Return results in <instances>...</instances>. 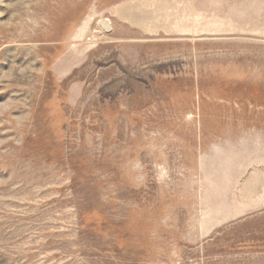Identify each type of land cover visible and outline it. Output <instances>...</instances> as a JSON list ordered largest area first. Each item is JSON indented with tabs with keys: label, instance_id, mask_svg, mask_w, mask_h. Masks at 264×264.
<instances>
[{
	"label": "rangeland",
	"instance_id": "rangeland-1",
	"mask_svg": "<svg viewBox=\"0 0 264 264\" xmlns=\"http://www.w3.org/2000/svg\"><path fill=\"white\" fill-rule=\"evenodd\" d=\"M0 264H264V0H0Z\"/></svg>",
	"mask_w": 264,
	"mask_h": 264
},
{
	"label": "bare ground",
	"instance_id": "bare-ground-1",
	"mask_svg": "<svg viewBox=\"0 0 264 264\" xmlns=\"http://www.w3.org/2000/svg\"><path fill=\"white\" fill-rule=\"evenodd\" d=\"M104 21H105V20H104ZM107 23H108V22H107ZM107 23H105V22L103 23L105 27H107V26H108V24H107ZM110 29H111V26H110ZM108 31H109V30H108Z\"/></svg>",
	"mask_w": 264,
	"mask_h": 264
}]
</instances>
